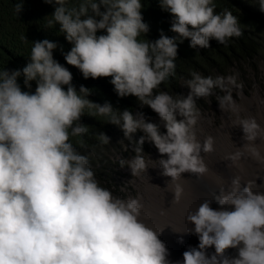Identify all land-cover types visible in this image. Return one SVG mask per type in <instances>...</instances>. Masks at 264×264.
<instances>
[{
    "label": "clouds",
    "instance_id": "9594fccd",
    "mask_svg": "<svg viewBox=\"0 0 264 264\" xmlns=\"http://www.w3.org/2000/svg\"><path fill=\"white\" fill-rule=\"evenodd\" d=\"M45 2L57 5L52 17L72 44L64 53L67 64L85 79L111 77L114 91L150 107L166 133L146 122L143 114L124 110L116 116L110 103L90 101V90L81 85L77 91L72 73L54 59L57 44L48 39L33 42L22 71L0 72V264H170L165 242L140 219L139 200L116 198L101 187L88 157L77 152L70 135L87 133L88 127L79 122L85 108H94L92 116L108 117V123L120 126L134 142L135 156L120 161L121 167L127 163L132 176L147 169L141 155L145 140L167 156L159 160L163 176L172 181L184 173L203 176L207 168L201 151H213V139L206 138L203 145L196 139V99L218 88L226 93L216 98L220 109L235 110L231 87L240 85L232 76L213 79L192 73L186 97L153 92L174 75L177 41L190 39L194 49L210 47L213 39L226 44L242 35L238 18L231 11L215 13L213 0H160L173 16L171 31L177 35L162 34L150 42L139 39L149 31L141 0H85L71 10L66 0ZM258 4L264 12V0ZM22 8L20 0L16 12ZM100 30L106 34L98 36ZM21 75L29 89L36 82L34 93L21 89ZM237 126L244 140L257 138L260 126L254 118L240 119ZM138 130L145 135L136 141L133 134ZM98 138L110 141L102 132ZM239 156L237 152L230 159ZM180 192L177 186L176 200ZM214 200L219 209L205 200L186 218L199 245L183 253V264H264V192L241 186L234 178L230 190H221ZM213 246L209 256L207 249ZM228 249H238V255L228 256Z\"/></svg>",
    "mask_w": 264,
    "mask_h": 264
},
{
    "label": "trees",
    "instance_id": "16d2710c",
    "mask_svg": "<svg viewBox=\"0 0 264 264\" xmlns=\"http://www.w3.org/2000/svg\"><path fill=\"white\" fill-rule=\"evenodd\" d=\"M18 2L20 0H0V72L22 71L29 62L33 42L48 39L57 44L53 57L72 73V84L77 91L81 85L85 86L90 90L87 97L90 101L100 105L110 103L116 116H119L121 111L129 110L133 115L143 114L146 122L158 125L160 119L158 114L150 107L142 106L135 96L120 97L114 91V86L110 82L111 77L85 79L78 68L67 64L64 53L71 50L72 44L67 41L65 34L60 32V26L52 17L57 5L46 3L45 0H23L22 11L17 13L15 6ZM83 2L85 0H66V7L69 10L79 9ZM141 2L143 20L149 26V31L139 39L155 42L162 34L170 38L177 35L171 31L173 16L161 7L160 0ZM213 3L215 13L231 11L238 18L242 35L229 38L226 44H220L213 39L210 41L211 46L204 49L192 48L190 39H185L182 43L177 41L174 75L154 89L153 95L167 92L174 99H181L190 91L187 82L193 78L192 73L215 79L225 75L229 68L249 65L264 53V30L256 22L258 20L264 22V12L260 10L258 0H213ZM101 11H104L103 7ZM103 34H106V31L100 30L97 33L98 36ZM22 37H26L27 40ZM24 79L23 75L18 77L21 89L34 93L36 82L33 81L29 89L25 86ZM64 87L66 90L67 86ZM95 111L94 108H85L84 116L79 123L86 125L88 131L80 136L70 135V143L79 154L88 157L89 166L94 171L99 185L115 195L118 191V178L127 165L125 163L121 167L120 161H127L135 156L133 151L135 144L125 138L120 126L108 123V117L92 116ZM101 132L110 138L108 143H103L98 138ZM144 135L138 130L133 134V139L138 141ZM142 147L141 155L144 157L149 149L147 140Z\"/></svg>",
    "mask_w": 264,
    "mask_h": 264
},
{
    "label": "rangeland",
    "instance_id": "374dc122",
    "mask_svg": "<svg viewBox=\"0 0 264 264\" xmlns=\"http://www.w3.org/2000/svg\"><path fill=\"white\" fill-rule=\"evenodd\" d=\"M256 22L264 30V22ZM225 72V75L218 77L232 76L240 85L231 87L235 110L220 109L216 98L226 93L218 88L213 89L212 95L196 99L199 112L193 129L196 139L201 145L206 138L213 139V151H201L206 173L203 176L184 173L175 181L163 176L159 160L167 159V156H161L155 145L147 140L149 149L144 156L147 169L132 176L126 165L117 181L118 191L113 196L139 200L140 219L165 242L169 250L170 264H183V253L192 247H198V236L190 232L194 225L186 218L189 212L195 211L205 200H212L213 209L220 208L213 200L210 193L212 190H217V193L221 190L228 191L232 187L233 179L238 178L240 185H249L254 192H264V53L249 65L229 68ZM246 118H254L260 126L254 141L244 140L243 130L237 126L240 119ZM177 119L182 117L177 116ZM158 125L161 133H166L161 119ZM237 152L240 153L239 158L235 161L230 159ZM177 186L181 189L178 200L175 199ZM207 251L211 256L215 251L214 246ZM226 254L235 257L238 249L230 252L227 250Z\"/></svg>",
    "mask_w": 264,
    "mask_h": 264
},
{
    "label": "bare ground",
    "instance_id": "6f19581e",
    "mask_svg": "<svg viewBox=\"0 0 264 264\" xmlns=\"http://www.w3.org/2000/svg\"><path fill=\"white\" fill-rule=\"evenodd\" d=\"M244 184L243 183H241V186H243ZM217 190H212L210 193H212V197H213V200H214V197H215V195H217L218 193L216 192ZM214 202L216 203V201L214 200ZM217 204V203H216ZM192 246H195V244H191ZM209 250H211V249H209ZM230 251H233V249H228V252H230ZM208 252V251H207ZM215 252V251H214ZM213 252V253H214ZM236 254V253H235Z\"/></svg>",
    "mask_w": 264,
    "mask_h": 264
}]
</instances>
